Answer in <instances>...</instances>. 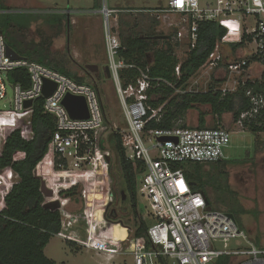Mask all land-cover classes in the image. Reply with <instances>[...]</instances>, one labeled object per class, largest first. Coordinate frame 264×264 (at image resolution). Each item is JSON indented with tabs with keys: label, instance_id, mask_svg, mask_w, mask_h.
Wrapping results in <instances>:
<instances>
[{
	"label": "built area",
	"instance_id": "1",
	"mask_svg": "<svg viewBox=\"0 0 264 264\" xmlns=\"http://www.w3.org/2000/svg\"><path fill=\"white\" fill-rule=\"evenodd\" d=\"M121 11L125 10L108 7L101 10L104 15L109 58L107 65L116 83L128 123L126 129L120 131L126 158L134 166L141 165L144 168L140 174L138 193L147 201L149 214L143 217L152 219L151 223L145 220L148 223L145 236H134L133 233L127 240V247L120 245L104 248L94 237V220L101 215L102 221L103 213L105 217L107 210L106 204H97L96 194L99 188L97 175H108V165L102 153L101 131L105 112L100 91L89 83L78 82L25 56L13 58L0 29V101L7 97L8 85L14 91L11 107L0 110V132L5 140L16 131H20L26 140H33V105L37 99L44 98V111L55 117L56 129L35 174L38 171L39 175L45 172L50 174L66 190L78 185L85 187L81 195L82 198L87 195L85 214L89 229L86 239L80 241L72 233H68L61 210L63 227L57 235L77 240L88 249H105L110 254H129L133 257L134 264H221L220 259L224 257L229 258L225 264H264V247H257L249 240L231 213L213 209L203 191H194L181 166L225 160L224 149L230 144V131L221 125L216 128L180 125L165 129L146 128L149 121H160L163 115V105L153 107L148 103V90L159 86L162 79L153 78L149 67L138 68L119 57L122 44L118 26L112 24L111 18L114 13ZM140 11L151 12L158 20L171 14L180 15L181 22L177 25L171 24L176 29L174 41L180 46L186 44L189 52L198 44L200 24L207 21L218 23L226 30V34L203 67L208 66L213 70L224 61L231 74H243L249 69L248 64L255 62L258 63L261 76L251 81L255 83L257 79H262L264 0H169L167 7ZM3 13L5 11L0 10V16ZM245 39L254 45L251 58L235 60L234 55L225 50V47L231 43H241ZM128 68L137 69L139 74L134 83L125 87L122 84L121 71ZM18 69H24L29 74V87L25 88L22 81L15 83L11 80L10 73ZM175 69L177 76H180V64ZM45 80L56 84L49 97L43 95ZM247 81L249 80L240 83L245 85ZM221 90L223 94L230 92L226 88ZM68 94L86 99L88 118L78 119L70 115L63 104ZM246 95L252 107L243 112L235 122L243 129L246 121H250L264 109L263 93L248 88ZM29 100L33 104L26 107ZM161 137L167 139L161 141ZM2 148L0 146V154ZM41 163L43 166L38 170ZM42 170L44 171L40 172ZM17 178L12 169H0V214ZM89 184H93L94 189H89ZM101 208L104 209L102 213Z\"/></svg>",
	"mask_w": 264,
	"mask_h": 264
},
{
	"label": "rangeland",
	"instance_id": "2",
	"mask_svg": "<svg viewBox=\"0 0 264 264\" xmlns=\"http://www.w3.org/2000/svg\"><path fill=\"white\" fill-rule=\"evenodd\" d=\"M168 1L0 0V5L5 8L3 11L8 13L5 18L3 34L11 46L26 56L28 45L34 43L42 45L44 49L40 47V51L43 54L48 51V57L63 62L72 74L94 79L101 93L107 118V121L104 120L101 131L102 145L104 146L102 153L108 165V175H97L96 180L99 182V188L96 191L97 204H106L107 208L116 207L120 211L119 218L104 217L103 213L102 221H100L101 215L94 220V237L104 248L129 246L127 240L131 238L136 229L134 220L142 217L151 223L152 219L144 218L149 214V205L139 193L136 217L133 216L131 202L123 205L119 200V194L123 197L127 196L123 188L119 190L121 188L119 184L116 187L119 194L114 196L115 182L112 170L117 176L119 164L108 136L112 130L126 129L128 123L116 83L113 78H108L103 71L109 58L105 40L104 15L101 10L104 7L125 10L122 13L113 14L111 21L115 26L119 25L121 15H124L125 18L128 17L125 14H132L133 17L150 22V18H155L151 12L140 10L167 7ZM67 15L69 24L66 21ZM72 15L76 18H74L76 21L74 24ZM1 18L4 20L3 15ZM181 20L180 15L171 14L159 20L157 30L166 35L172 34L173 42L176 43L174 41L175 25L179 24ZM172 23L175 25L172 26ZM253 50L254 45L247 41L245 48L241 47L235 51L234 59L249 58ZM188 54L186 44L177 45L176 55L181 62L187 59ZM87 64H98L100 72L98 74L90 73L85 68ZM219 66L221 67L218 70L216 68L210 70L208 66L202 67L190 80L189 90L206 91L213 79L226 78L220 87L234 91L240 81L259 79L261 76L258 63L255 62L243 74H231L222 65ZM85 83L93 84L89 80H86ZM13 97L14 91L8 85L7 97L0 101V110L9 109ZM198 110L205 112L209 109L207 106H202ZM198 110L189 112L186 117L188 124L196 123L199 115ZM207 118L211 119V116H207ZM221 123V126L227 128L231 133L230 144L224 149L226 166L221 163L203 164V174L207 181L205 189L210 205L215 210L233 214L249 240L257 247H264V145H259L258 142H264V134L259 136V133H252L236 125L230 114H226ZM4 141L5 136L0 132L1 147ZM194 166L187 164L186 167L192 170ZM220 171H223L227 177L224 176L222 180L217 181V177L214 175ZM39 174L38 171L37 175L42 180L45 192V194L43 193L45 195L44 205L51 209L61 210L68 233H72L73 237L84 241L87 237V229H89V222L85 214L87 212V209L85 210L87 195H84L83 208L80 210L78 209L79 205H71V201L60 195L61 191L66 190L63 184H57L58 180L46 172L41 173L42 175ZM137 180L138 183L141 181V175ZM83 188L85 187L81 186V191ZM88 188L94 189L93 184H89ZM49 192L51 193L49 194ZM103 210L101 208L100 212L102 213ZM67 222L70 224L68 225ZM69 240L54 235L45 248L46 256L54 260L56 264H134L133 257L129 254H110L105 249H88L77 240H72L75 244L69 243ZM221 264H225V262H221Z\"/></svg>",
	"mask_w": 264,
	"mask_h": 264
},
{
	"label": "trees",
	"instance_id": "3",
	"mask_svg": "<svg viewBox=\"0 0 264 264\" xmlns=\"http://www.w3.org/2000/svg\"><path fill=\"white\" fill-rule=\"evenodd\" d=\"M4 9L0 5V10ZM7 14V12L2 14L4 20L1 18L2 15L0 16V29L2 31ZM125 15L128 17L125 18L124 15H121L117 28L122 44L119 57L138 68L146 69L149 67L153 78L162 79L159 86L151 87L148 90L149 105L153 107L163 105L161 120L149 121L146 127L148 130L172 128L177 125L189 127L186 123L182 124L179 121H183L187 112L198 106H207L209 109L208 112H201V122L198 128H216L222 124L226 114H230L235 123L243 112L249 111L252 107L246 95V89L252 88L254 92L264 94V72L261 80L257 79L255 83L249 80L245 85L240 83L235 91L225 94H223L220 86L226 78L222 80L213 79L206 91L189 90L190 80L206 64L226 34V30L218 23L207 21L200 24L198 44L195 49L189 52L187 59L181 62L176 55L178 44L173 42L172 34L166 35L157 30L158 19L150 18V22H145V19L133 17L132 14ZM8 45L10 44L8 43ZM227 46L231 47V50L228 47H225V50L235 55L238 48L246 47V39L241 43H231ZM40 47L42 45L35 43L28 45L26 50L28 54L25 57L52 67L78 82L83 83L89 80L93 83L91 85L99 91L94 79L72 74L63 62L48 57L47 50L43 54ZM42 48L44 49V47ZM178 64H180V76H177L175 69ZM220 65L229 72L224 61ZM250 65L249 63L248 66ZM220 67L218 66L216 69L218 70ZM10 74L12 81L15 83L22 81L25 88L29 87L30 78L26 70L18 69ZM138 74L139 72L134 68L122 70L123 86L126 87L130 83H134ZM43 103L44 98H39L33 105L32 129L35 134L33 140H26L20 131H16L5 140L0 154V169L10 168L18 176L16 183L6 197L5 206L0 214V264H56L54 260L46 256L45 248L51 238L61 232L63 227L62 214L59 209L45 207V195L41 190L42 180L35 174L38 164L48 151V144L56 129L55 117L44 111ZM103 108L105 112L104 104ZM207 115L214 120L212 125L207 124ZM105 120L107 121L106 113ZM245 129L255 134L264 132V109L250 121L245 122ZM120 131V129L112 130L108 136L119 164L117 176L112 170V177L115 182L114 196L119 194L116 190L117 184H119L121 187L119 190L123 188L127 194L128 203L131 202L132 204L133 216L136 217L138 215L139 184L137 179L144 168L141 165L134 166L126 158ZM258 142L259 145H264V142ZM102 147L104 146L102 145ZM43 163L40 164L38 170H41ZM217 163L226 166L225 160ZM190 165H195L192 170L186 167L187 164L181 166L184 168L185 175L191 182L193 190L203 191L210 205L205 189L207 181L203 174V164L190 163ZM214 176L217 177V181L222 180L224 176L227 177L223 171ZM60 195L70 199L71 205H79L78 209L83 208L80 186L61 191ZM119 196V200L123 202V195L119 194ZM138 218L134 220L136 229L133 235L145 236L148 223L143 218ZM69 243L75 244L72 240H69ZM228 260L229 258L224 257L220 259V262L226 263Z\"/></svg>",
	"mask_w": 264,
	"mask_h": 264
},
{
	"label": "water",
	"instance_id": "4",
	"mask_svg": "<svg viewBox=\"0 0 264 264\" xmlns=\"http://www.w3.org/2000/svg\"><path fill=\"white\" fill-rule=\"evenodd\" d=\"M8 52L15 59L25 58L24 56H22L19 52H17L10 45H8ZM85 68H86V70H88L92 74H98L100 72V67L98 64H87ZM103 71L108 78H112L109 65L104 66ZM55 88H56V84L54 82H52L50 80H45L44 87H43V95L45 97H49L53 93ZM32 104H33V102L31 100H29L26 102L25 106L30 107V106H32ZM63 104L67 108L68 112L70 113V115L73 118L84 119V118L89 117L88 105H87L86 99L83 96L68 94L64 98ZM166 139H167L166 137L160 138L161 141H164ZM107 159L109 160V157H107ZM41 190L45 194L43 186H42ZM50 193L51 192H49V194ZM123 200H124V202H126L127 197L124 196ZM45 207L49 208L47 206H45ZM230 215L232 217L234 216L233 214H230Z\"/></svg>",
	"mask_w": 264,
	"mask_h": 264
},
{
	"label": "crops",
	"instance_id": "5",
	"mask_svg": "<svg viewBox=\"0 0 264 264\" xmlns=\"http://www.w3.org/2000/svg\"><path fill=\"white\" fill-rule=\"evenodd\" d=\"M72 18H73V20H72V23L74 24L76 21L74 20V16L72 15ZM76 19V18H75ZM229 50H231V48H228ZM200 107H202V106H198L197 108H194V109H191V110H189L188 112H187V114H186V116H185V118L183 119V121H179V123H186L189 127H193V128H198V126L200 125V122H201V120H200V117H201V112H203V111H200V110H198ZM193 110H198L199 111V115H198V119H197V121H196V123L194 124V125H190V124H188L187 122H186V117H187V115L189 114V112H191V111H193ZM205 112H208V111H205ZM207 116H209V115H207ZM224 117H225V115H224ZM223 117V118H224ZM213 122H214V120L211 118V119H208L207 118V124L208 125H212L213 124ZM262 134H264V132H260L259 133V136H261ZM264 141V140H263Z\"/></svg>",
	"mask_w": 264,
	"mask_h": 264
},
{
	"label": "flooded vegetation",
	"instance_id": "6",
	"mask_svg": "<svg viewBox=\"0 0 264 264\" xmlns=\"http://www.w3.org/2000/svg\"><path fill=\"white\" fill-rule=\"evenodd\" d=\"M67 16H66V21L69 24V16L68 18ZM128 202H129L128 200L126 202L123 201L122 204L126 205ZM119 215H120V211L116 207H110V208H107L105 217L115 219V218H119L120 217Z\"/></svg>",
	"mask_w": 264,
	"mask_h": 264
}]
</instances>
